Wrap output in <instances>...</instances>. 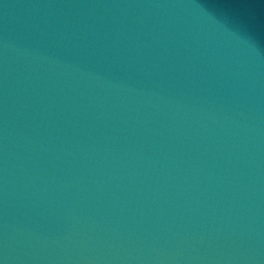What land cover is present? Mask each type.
<instances>
[{
    "label": "water",
    "instance_id": "obj_1",
    "mask_svg": "<svg viewBox=\"0 0 264 264\" xmlns=\"http://www.w3.org/2000/svg\"><path fill=\"white\" fill-rule=\"evenodd\" d=\"M0 264H264V0H0Z\"/></svg>",
    "mask_w": 264,
    "mask_h": 264
}]
</instances>
